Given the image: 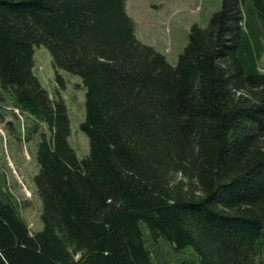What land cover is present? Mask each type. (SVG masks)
I'll return each instance as SVG.
<instances>
[{"label": "trees", "instance_id": "16d2710c", "mask_svg": "<svg viewBox=\"0 0 264 264\" xmlns=\"http://www.w3.org/2000/svg\"><path fill=\"white\" fill-rule=\"evenodd\" d=\"M82 77L80 158L34 47ZM264 0H222L178 63L142 42L126 0H0V87L51 130L38 143L43 228L0 188V264H264ZM180 261V260H179Z\"/></svg>", "mask_w": 264, "mask_h": 264}, {"label": "rangeland", "instance_id": "374dc122", "mask_svg": "<svg viewBox=\"0 0 264 264\" xmlns=\"http://www.w3.org/2000/svg\"><path fill=\"white\" fill-rule=\"evenodd\" d=\"M221 3L222 0H126V10L136 23L138 38L154 46L176 65L188 45L192 25L206 27ZM34 49V72L52 98L65 101L71 121L70 142L78 156L84 158L90 152V142L80 127L85 118L86 100L82 77L56 68L45 45H35ZM260 66L264 71V53ZM43 133L51 136L49 126L17 108L9 93L0 87V188L17 200L32 233L44 226L42 199L35 180L40 172L37 152ZM145 232L157 261L160 258L171 264H182L184 259L197 256L191 246L176 251L172 244Z\"/></svg>", "mask_w": 264, "mask_h": 264}, {"label": "bare ground", "instance_id": "6f19581e", "mask_svg": "<svg viewBox=\"0 0 264 264\" xmlns=\"http://www.w3.org/2000/svg\"><path fill=\"white\" fill-rule=\"evenodd\" d=\"M35 50V49H34Z\"/></svg>", "mask_w": 264, "mask_h": 264}]
</instances>
